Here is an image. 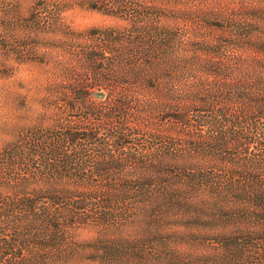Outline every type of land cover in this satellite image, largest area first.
<instances>
[{
	"label": "trees",
	"instance_id": "trees-1",
	"mask_svg": "<svg viewBox=\"0 0 264 264\" xmlns=\"http://www.w3.org/2000/svg\"><path fill=\"white\" fill-rule=\"evenodd\" d=\"M75 1H0V264H264V4Z\"/></svg>",
	"mask_w": 264,
	"mask_h": 264
},
{
	"label": "rangeland",
	"instance_id": "rangeland-1",
	"mask_svg": "<svg viewBox=\"0 0 264 264\" xmlns=\"http://www.w3.org/2000/svg\"><path fill=\"white\" fill-rule=\"evenodd\" d=\"M10 1L18 3L21 13L25 14L35 0ZM253 1H256L259 4H264V0ZM65 2L69 4L62 12L63 20L65 24L69 25L70 28H73L74 30H82L93 26L121 22L120 18L110 16L85 4L81 5L75 0H65ZM220 2L222 4L240 6L245 0H220ZM13 64L14 71L12 75L9 78H0V120L9 112V110L7 111V106L3 103L6 99L7 90L3 89L9 88L10 90H14L12 91V94L15 92H18L20 95L28 93L30 94V97H32L38 84L43 82L46 77L45 73L33 63L18 64L17 62H14ZM27 89H29V92L26 91Z\"/></svg>",
	"mask_w": 264,
	"mask_h": 264
}]
</instances>
